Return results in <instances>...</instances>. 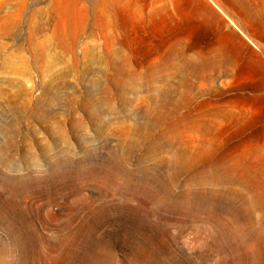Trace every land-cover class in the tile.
Returning a JSON list of instances; mask_svg holds the SVG:
<instances>
[{
	"label": "rangeland",
	"instance_id": "374dc122",
	"mask_svg": "<svg viewBox=\"0 0 264 264\" xmlns=\"http://www.w3.org/2000/svg\"><path fill=\"white\" fill-rule=\"evenodd\" d=\"M102 247L264 264V0H0V264Z\"/></svg>",
	"mask_w": 264,
	"mask_h": 264
},
{
	"label": "bare ground",
	"instance_id": "6f19581e",
	"mask_svg": "<svg viewBox=\"0 0 264 264\" xmlns=\"http://www.w3.org/2000/svg\"><path fill=\"white\" fill-rule=\"evenodd\" d=\"M202 128L201 126H199V129ZM213 168V167H212ZM200 169V168H199ZM198 169V170H199ZM197 170V171H198ZM206 170V169H205ZM211 170V169H210ZM216 171V170H215ZM204 172V171H203ZM201 173V172H200ZM210 173V172H209ZM212 174V173H211ZM216 174V173H215ZM210 175V174H209ZM207 178V176H206ZM208 180V179H207ZM160 202V201H158ZM80 237V236H79ZM73 240V239H72ZM82 241V240H81ZM81 241L77 238L76 239V243L77 245H79V247L81 246ZM109 252L107 251V248L102 247V249H99L98 251H95L93 254H91V262L90 264H111L112 262L109 260V256H108ZM110 255V254H109ZM107 256V257H106Z\"/></svg>",
	"mask_w": 264,
	"mask_h": 264
}]
</instances>
